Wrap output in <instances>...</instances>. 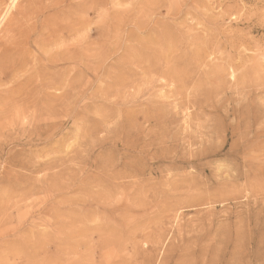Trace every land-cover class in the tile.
Masks as SVG:
<instances>
[{
	"label": "rangeland",
	"instance_id": "1",
	"mask_svg": "<svg viewBox=\"0 0 264 264\" xmlns=\"http://www.w3.org/2000/svg\"><path fill=\"white\" fill-rule=\"evenodd\" d=\"M10 1L0 264H264V0Z\"/></svg>",
	"mask_w": 264,
	"mask_h": 264
},
{
	"label": "bare ground",
	"instance_id": "2",
	"mask_svg": "<svg viewBox=\"0 0 264 264\" xmlns=\"http://www.w3.org/2000/svg\"><path fill=\"white\" fill-rule=\"evenodd\" d=\"M17 1L18 0H11L10 1V5H9V7H8V9L6 10V12H5V14L3 15V17H2V20H4V18H5V16L7 15V13L9 12V9H11V8H13L14 7V5L17 3ZM64 3V2H63ZM62 3V4H63ZM97 4V3H96ZM39 7V6H38ZM91 8V7H90ZM31 10V9H30ZM91 12V11H90ZM1 18V17H0ZM38 18V17H37ZM45 21H46V19H45ZM47 22H48V20H47ZM50 25V24H49ZM78 25V24H77ZM118 25V24H117ZM75 26V25H74ZM138 26V25H137ZM76 27V26H75ZM119 27H120V25H119ZM139 27V26H138ZM64 29H65V27H64ZM63 29V30H64ZM139 29V28H138ZM43 30V29H42ZM72 31V30H71ZM72 33V32H71ZM71 33H70V35H71ZM65 35V34H64ZM175 35V34H174ZM195 35V34H194ZM39 36V35H38ZM73 36V35H72ZM203 36V35H202ZM199 38V37H198ZM208 39V38H207ZM174 41V40H173ZM200 41V40H199ZM230 41V40H229ZM214 42V41H213ZM97 45V44H96ZM168 46V45H167ZM210 46V45H209ZM172 47V46H171ZM210 48V47H209ZM131 50V49H130ZM71 51V50H70ZM65 52V51H64ZM83 52V51H82ZM169 52V51H168ZM162 53V52H161ZM164 54H165V51L163 52ZM163 54V55H164ZM214 54V53H213ZM59 55V54H58ZM60 56V55H59ZM158 58V57H157ZM58 59V58H57ZM155 59V58H154ZM11 60V59H10ZM14 61V60H13ZM53 61V60H52ZM57 61V60H56ZM69 61V60H68ZM64 63V62H63ZM153 63V62H152ZM15 64V63H14ZM158 64V63H157ZM23 65H24V63H23ZM66 65V64H65ZM188 65V64H187ZM258 65V64H257ZM69 68V67H68ZM166 68V67H165ZM169 71V70H168ZM12 73V72H11ZM10 73V74H11ZM79 73H80V71H79ZM78 73V74H79ZM174 73V72H173ZM223 73V72H222ZM168 75V74H167ZM181 75V74H180ZM4 76V75H3ZM174 77V76H173ZM183 77V75L180 77V78H182ZM176 78V77H175ZM1 80V79H0ZM181 80H183V79H181ZM50 84V83H49ZM244 92V91H243ZM203 98V97H202ZM194 101V100H193ZM200 102H203V101H200ZM198 104V103H197ZM200 104V103H199ZM194 105V104H193ZM206 106V105H205ZM202 107V106H201ZM201 107H199V108H201ZM213 107V106H212ZM197 108H198V106H197ZM204 108H207V107H204ZM210 109V108H209ZM200 110V109H199ZM240 125V124H239ZM221 129V128H220ZM223 129V128H222ZM254 130V129H253ZM223 131V130H222ZM264 132V126H263V128L261 129V132ZM241 134V133H240ZM240 137H242V136H240ZM251 137H252V135H251ZM257 137H258V135H257ZM241 142V141H240ZM201 153V152H200ZM206 153V152H205ZM198 154V153H197ZM205 154L204 153H201V154H199V155H196V157L197 158H201V157H203ZM206 159V158H205ZM194 160V159H193ZM199 160V159H198ZM202 160H204V159H202ZM190 163H191V161H190ZM242 171H244V170H242ZM244 175V174H243ZM141 178V177H140ZM235 178H239V177H235ZM233 179V178H232ZM240 181V180H239ZM98 230H101V227H98ZM220 239H222V238H220ZM219 240V239H218ZM225 240V239H224ZM219 242V241H218ZM222 242V241H221ZM220 242V243H221ZM195 243V242H194ZM202 252V251H201ZM208 253V252H207ZM203 255H206L204 252L202 253ZM221 254V253H220ZM203 255H201V259L203 258L202 256ZM226 255V254H225ZM210 256V255H209ZM213 256H215L216 257V255H213ZM213 256H210V257H213ZM224 256V255H223ZM206 257V256H205ZM214 257V258H215ZM205 260V259H204ZM212 260V259H211ZM201 261H203V260H201ZM223 261V260H222ZM210 262V261H209ZM202 263V262H201ZM200 264V263H199ZM203 264V263H202Z\"/></svg>",
	"mask_w": 264,
	"mask_h": 264
}]
</instances>
